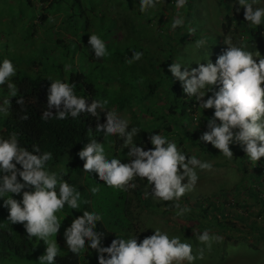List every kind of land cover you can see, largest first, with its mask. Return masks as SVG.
Instances as JSON below:
<instances>
[{"label": "clouds", "instance_id": "9594fccd", "mask_svg": "<svg viewBox=\"0 0 264 264\" xmlns=\"http://www.w3.org/2000/svg\"><path fill=\"white\" fill-rule=\"evenodd\" d=\"M159 2L140 0V12L155 9ZM237 2L246 9L244 16L250 26L264 25V7L253 8L257 0ZM187 3L188 0H175L177 9L184 8ZM48 19L54 22L52 17ZM184 24V17L178 13L172 18L171 28L175 31ZM189 31L194 33L195 29ZM205 43V39H200L195 46L201 48ZM225 43L228 47L215 63L209 59L207 64L199 63V67L191 71L187 68L182 71L180 63H172L168 71L182 82L186 96L195 97L199 108L215 109L214 115L208 118V130L201 135L200 141L211 144L228 160L234 156L230 146L241 145L249 161L257 165L264 158V55L260 51H248L246 45L233 44L230 38H226ZM88 44L96 58L108 55L107 45L98 35L91 34ZM133 53L127 63L143 57L142 52ZM70 68L71 65H65V71ZM16 74L17 68L12 60L5 58L0 63V86L7 84L8 88V97L0 105V113L4 115L10 114L11 98L18 93L16 84L10 82ZM49 80L52 83L48 89V110L43 113L42 120L76 119L82 113L98 117L97 109L103 110L109 103L107 99H92L89 104V98L75 94L74 83ZM217 85H220L219 90L214 91ZM210 91L213 95L205 100L206 93ZM17 103L23 106L24 98L20 97ZM52 109L56 110L55 115ZM20 119L26 121L29 116L25 114ZM128 129L127 119L109 111L106 124H98L96 131L105 135L118 134L124 141L123 147L130 149L127 152L129 162L124 163L116 157L109 159L104 144L90 139L78 153L85 161L84 172L98 173L99 179L108 187L123 192L135 189L137 178H146L154 199L175 202L172 207L178 209L177 217L191 212L187 205L181 207L179 201L195 189L199 180L196 169L210 171L213 164L195 155L189 156L174 140L160 133L149 136L153 148L145 150L134 143V137L140 130L137 127ZM18 137L19 133L15 131L6 138L0 134V198H4L3 206L9 210L7 220L13 225L23 224L29 239L36 238L46 244V252L39 257V264H56L61 252L56 239L62 224L59 214L65 206L78 210L81 207V192L64 179L67 170L63 166L58 171L48 166L53 159L52 152H41L38 145H33L30 151L21 145ZM186 178L187 183H184ZM89 190L95 195L100 189L91 187ZM21 193L22 200L14 198V194ZM145 195L149 193L146 191ZM102 220V215L87 210L75 218L64 232L69 251L79 256L90 248L98 254L99 264H195L198 259H204V247L194 248L191 243L160 228H155L154 234L145 236L142 241L138 236L127 239L117 237L110 246L103 247L104 233L97 231V222ZM196 239L208 251H211L213 242H223V237L212 235L209 230H204L202 234L196 232Z\"/></svg>", "mask_w": 264, "mask_h": 264}, {"label": "rangeland", "instance_id": "374dc122", "mask_svg": "<svg viewBox=\"0 0 264 264\" xmlns=\"http://www.w3.org/2000/svg\"><path fill=\"white\" fill-rule=\"evenodd\" d=\"M164 1L170 0H160L158 4L160 5ZM36 2L37 5L33 8L27 4V0H0V63L5 58H8L16 66L17 74L11 79L10 82L12 83H15L14 78L20 74V71L30 67L31 58L36 56L39 58L44 57L45 52L52 55L53 49L47 43L48 39H51L50 44L52 43L56 46L53 40L57 37H62L65 42L63 46H72V50H69V58H66L63 66L71 65L73 61L78 65V62L81 61V64L84 65L82 70L88 74L90 80L97 87L106 88L109 96L113 98L122 90L130 89L129 86H125L123 79L124 76H127L125 71H129L127 67L131 66V68H134L137 65V61L126 62L127 59H131L134 55V47H138L139 52H141V49L145 51L144 45L152 47L154 42L160 38L166 39L169 38L168 35H177V30L173 31L171 28V22L169 23L170 25L166 24L163 22L164 18H160L164 13L159 14V9L157 8L149 9L146 17L141 18L138 22L139 33L128 35L126 28L121 26L117 17L123 16L126 12L129 15L128 12L132 8L130 6L132 1L92 0L84 1L83 3L84 7L87 8L86 13L82 14L76 8L79 15L72 17V19L69 15L68 17L65 16L62 25H60L62 16L60 13H56V16L53 17L54 22L47 20L45 25L38 23V27L34 28V30H38L37 36L33 39L31 35L27 34V27L24 26L25 21L23 20L34 19L36 13L40 14V2L35 0ZM68 2L61 1L60 5L65 6ZM163 5L162 8L171 19L179 13L185 19L184 27L189 26L186 30L190 32V29L196 27L199 29L200 38L206 40L203 47L197 48L195 46L197 40L194 41L191 38L193 33L190 32L192 36H189L185 43L177 47L179 48L177 52L180 51L179 63L183 65L188 62L186 65L189 71L199 67V63L207 64L209 59L215 63L217 58L228 47L225 43L226 38H230L233 44H245L241 29L230 32L222 29V22L226 13L230 12L234 15L245 13L246 9L241 7L237 0H191L188 1V6L181 9H177L172 2L171 4L166 5L165 3ZM256 7H264V0H257V3L253 5L254 9ZM149 17L152 18L151 23H145ZM165 19H168L167 16ZM88 20L90 21L89 27H91L88 32H84V26L88 28ZM49 23L56 24L57 30H45L46 25ZM169 27L170 29L168 30ZM156 28H159L157 30L159 31V37ZM145 32H149L147 35H151L153 39L146 36ZM91 34H96L103 39L108 51V55L92 63L86 58L94 51L89 44H86V40H89ZM261 36L258 45L246 46L248 51L253 53L260 51L261 55H264V32ZM210 37L212 39H209ZM148 39L151 42H147ZM57 49L56 47L55 50ZM61 49L62 54L67 52L63 47ZM63 57L64 55L61 56L60 61H63ZM142 59L149 67L148 54L144 55L143 52ZM121 64L123 67H121ZM129 73L131 74L132 72L129 71ZM137 74L135 76L139 77V74ZM5 87H7V84L0 86V94L2 93L3 97L8 93V88L6 92L2 91ZM206 99L207 96H205ZM163 104V100L145 99L142 104H137V106L135 104L133 110L141 111L145 115L148 113V117L140 115V118L143 123L148 124L152 128L154 122L159 123V120L152 117L150 111L159 110ZM142 105L144 108H142ZM145 105H149L151 109H148ZM105 108L115 112L120 118L127 120L133 113L132 108L129 106L118 111L120 105L114 103H108ZM203 111H208V109H197L191 114L190 129L200 130V135L208 130L207 123L201 119V116H204ZM102 143L109 159L113 157L123 159L126 157L124 156V150L116 148L113 136L106 135ZM186 146L185 153L189 156L195 155L203 161L211 162L213 168L210 171L196 169L199 180L195 189L188 192L179 201L181 207L187 205L191 208V212L186 213L182 217L175 215L178 211V209L172 207L175 202H164L152 197V187L148 184L146 178L144 180L145 184H137L135 189L123 192L108 187L106 182L101 181L98 173L95 172H84L82 175H79L78 172H73L72 177L65 176L64 179L67 181L70 178L78 180V182L71 184L81 192V207L78 210H72L65 206L63 212L59 214L62 224L56 239L61 248L60 255H64L68 249L64 232L76 218L74 211L87 210L102 215V222L111 230L116 231L118 237L127 239L138 236V239L142 241L145 236L153 235L155 228H160L162 231H167L169 235L179 236L182 241L191 243L194 248L204 247V259H198L195 264H264V238L262 237L264 205L251 189L253 182L249 178L244 177L243 171L235 162L228 160L223 155L204 154L199 152L197 147L190 144ZM179 147L183 149V146ZM68 158L69 156L65 155L59 163H54L49 167L53 171H58L63 166L68 173ZM184 183H187V178ZM91 187H99L100 190L93 195L89 190ZM146 191L149 193L148 196L145 195ZM261 195L263 196L264 192H261ZM201 196L210 197L220 205L225 204L227 212L230 213L229 219L231 223H235L237 228L232 230L221 228L212 219V213L208 216H198L197 213H199L200 209L194 203L197 197ZM14 198L22 200V193L20 195L14 194ZM3 203L4 198H0V208L5 211L2 212L4 217L8 218L9 210L3 206ZM204 230H209L212 235L223 237V242H213L211 251H208L206 246L199 244L196 239V232L202 234ZM32 241L39 250L46 251L47 246L44 241L36 238H32ZM84 259L90 260L88 264H96L95 258L90 255L87 249L83 252L81 264H84ZM2 264H39V262L33 259H21L16 256H10Z\"/></svg>", "mask_w": 264, "mask_h": 264}, {"label": "trees", "instance_id": "16d2710c", "mask_svg": "<svg viewBox=\"0 0 264 264\" xmlns=\"http://www.w3.org/2000/svg\"><path fill=\"white\" fill-rule=\"evenodd\" d=\"M61 1L69 2L67 5L63 6L60 5ZM84 1L92 0H39V6L41 8L40 14L38 15V13H36L34 19L28 18V20H23L25 21L24 26L27 27V34L31 35V37L35 39L38 30H34V28L38 27V23L45 25L47 20H49L48 17L53 18L56 16V13H60L62 15L60 19V25L64 23L65 16L68 17L69 15L72 19V17L79 15L77 14L78 11L76 8H78L82 14L86 13L87 8L84 7ZM121 1H132L130 5L132 8L128 12L129 15L126 12V14L123 16L117 17L119 18L118 22L120 21L121 26L126 28V32L129 33L128 35L139 33L138 22L141 20V18L146 17V13L149 10L145 13L140 12V0ZM170 1L175 4L174 0ZM170 1H164L163 3L161 2V4H157L156 7L159 9V14L164 13L160 18H164L163 22L166 24H169L172 19L167 13H165L166 11L162 8V5L165 3L166 5L171 4ZM27 4L34 8L36 7L37 2L35 3V0H27ZM166 16L168 19H165ZM151 21L152 18L149 17L145 23H151ZM87 25L88 28H86V26L83 28L84 32H88L89 28L91 27H89V20ZM187 27L189 28V26ZM187 27H178V29H176L177 35H168L169 38L166 39L160 38L154 42L152 47L144 45L146 49L145 51L141 49V52H144V55L148 54L149 67L142 58L137 61V65H135L134 68H131V66L127 67V69L132 73L130 74L129 71H125L127 76H124L123 82L125 86H129L130 89L125 90L123 88L124 90L117 93L118 95L113 98L109 96V92L106 88L97 87L96 84L90 80L88 74L82 70L84 65L81 64V61L78 62V65L75 61H73L71 68L68 71H65L63 62H65L66 58H69V50H72V46H63L65 42L62 37H57L55 40H53L56 46H54L52 43L50 44L51 39H48L47 43L50 45V47H52L54 53L52 52V55H49L45 52L44 57L39 58L36 56L31 58L30 67L20 71V74L14 78L18 93L16 97L11 98L12 106L10 109V114L4 115L0 113V134L4 135L6 138L13 131H15L19 133L18 138L21 145L27 147L30 151L32 150L33 145H38L41 149V152H52L53 159L48 162V166L54 163H59L65 155H68L67 177H72L73 172H78L79 175L84 173L83 164L85 161L80 159L78 153L87 143L90 142V139H96L100 143L104 141L106 135L103 132H97L96 128L98 124H106L107 113L111 110L108 108H104L103 110L97 109L98 117L92 116L90 113H82L76 119L69 117L66 120H57L55 118L42 120L41 117L43 116V113L48 110L47 97L48 89L52 83V81L49 80V78H51L52 80L60 79L63 82L74 83L76 85L74 89L75 94L77 96L89 98V104H91L92 99H107L110 101L109 103L119 104L120 109H118V111L123 110L127 106L133 110L135 104L136 106L137 104H142V101L145 99L163 100L164 104L159 110L156 109L154 111H150V115H152V117H154L156 120H159V123L154 122L152 128L149 127L148 124L143 123V120L140 118V115L148 117V113L145 115V113L141 111L137 112L133 110V113L128 120L129 131L132 127H137L140 130L138 135L134 137V143L137 146H143L145 150L153 148V145L149 140V136L151 134L160 133L167 136L169 139L174 140L178 146H183V151L187 149L186 145L190 144L194 147H197L201 153L210 154L213 156L223 155L211 144L200 141V130L190 129L192 112L197 109L201 110L202 108H199V102L195 100V97H189L184 94L182 82L176 79L168 71L169 66L172 63L180 62V51L177 52L179 49L177 47L185 43L189 36H192V34L186 30ZM46 29L57 30L56 24L49 23L46 25L45 30ZM158 29L156 28V31ZM169 29L170 27L168 30ZM194 29L195 32L191 38L194 41L201 39L199 36V29L196 27ZM222 29L226 32H230L232 30L238 31L241 29L243 31L241 34L245 39L244 45L252 47L260 43V38L262 37L261 35L264 32V25L252 27L246 21L244 14L234 15L228 12L223 18ZM147 33L149 32H145L144 34L148 36ZM157 35L159 37V31H157ZM148 37L153 39L151 35ZM209 39H212V37ZM147 42H151V40L148 39ZM86 44H88V39L86 40ZM46 46L48 47V45ZM56 47L58 48L57 50H55ZM62 47L64 50H67L65 54H62ZM134 51L139 52L138 47H134ZM62 55H64L63 61H60ZM86 58L91 63L98 61V59H102L96 58L94 51L90 56H86ZM187 63L181 65L182 71L185 68L189 70L188 66L186 65ZM121 67H123L122 64ZM137 73L139 74V77L135 76ZM219 87L220 85L214 86V91H218ZM6 89L7 87L2 89V91L6 92ZM206 94L208 98L209 96L213 95V92L210 91ZM5 97H8V93L4 97L2 93L0 94V105H2L3 99ZM20 97H23L25 100V104L23 106L17 103V100ZM145 106H147L148 109H151L149 105ZM22 107L24 109L23 111ZM142 108H144L143 105ZM214 111L215 109L203 111L204 116H201V119L207 123L208 118H211L214 115ZM52 112L55 115L56 110L52 109ZM25 114L29 116V119L22 121L20 117ZM90 129L91 131H89ZM111 136H113L115 139L116 148L124 150V156L126 157L121 159L122 162L128 163V159L130 158L127 156V152L130 149L123 147L122 144L124 141L119 137L118 134ZM230 147L234 153V156L231 160L235 162L243 171L244 177L249 178V180L253 182L251 189L259 201L264 205V196L261 195V192H264V158H262L259 164L253 165L249 161L241 145L233 144ZM18 167L20 166L18 165ZM68 182L71 184L73 182H78V180L70 178ZM134 183L140 185L145 184L144 180H141L140 178H137ZM194 204L200 209L199 213H197L198 216H208L212 213V219H214L221 226V228H227L229 230L237 228L235 223H231V220L229 219L230 213L227 212V207L225 204L220 205L210 197L203 196L197 197ZM237 204L239 205V203ZM2 212L5 211L0 208V264H2V262L10 256L38 261L39 257L45 254L46 251L43 252L39 250L34 245L32 239L28 238L23 224L18 223L13 225L7 220V218L4 217ZM74 214L77 218L83 215V211H74ZM97 231L104 233V238L102 240L103 247L110 246L111 242L118 237L117 232L111 230L102 221L97 222ZM262 231V237L264 238V227L262 228ZM88 252L95 258L96 264H99L98 254L90 248ZM105 256H107V254H105ZM82 259L83 252L77 256L67 249V252L64 255H59L56 258V264H81ZM84 260V264H88L90 261L89 259Z\"/></svg>", "mask_w": 264, "mask_h": 264}, {"label": "built area", "instance_id": "2783aa9c", "mask_svg": "<svg viewBox=\"0 0 264 264\" xmlns=\"http://www.w3.org/2000/svg\"><path fill=\"white\" fill-rule=\"evenodd\" d=\"M264 196V195H263Z\"/></svg>", "mask_w": 264, "mask_h": 264}]
</instances>
